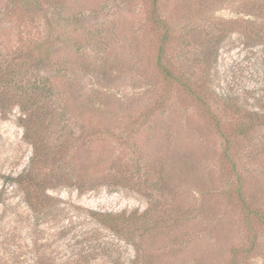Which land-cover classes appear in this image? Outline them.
<instances>
[{
	"label": "rangeland",
	"instance_id": "1",
	"mask_svg": "<svg viewBox=\"0 0 264 264\" xmlns=\"http://www.w3.org/2000/svg\"><path fill=\"white\" fill-rule=\"evenodd\" d=\"M254 1L257 16L244 14L243 0H159L157 8L170 23L194 24L198 40L214 27L226 30L215 90L264 102V0ZM147 3L0 0V59L20 46L28 77L53 86L47 120L41 115L35 125L42 148L35 169L46 173L49 204L39 212L9 180L29 166L32 146L18 123V89L1 94L0 264H230L232 257L264 264V226L227 196L221 138L188 98L173 92L164 109L139 122L162 84ZM190 59L182 57L186 73ZM254 137L241 169L246 199L262 204L264 126ZM53 149L54 165L42 169L44 151ZM147 206V222L129 238L88 213Z\"/></svg>",
	"mask_w": 264,
	"mask_h": 264
},
{
	"label": "trees",
	"instance_id": "2",
	"mask_svg": "<svg viewBox=\"0 0 264 264\" xmlns=\"http://www.w3.org/2000/svg\"><path fill=\"white\" fill-rule=\"evenodd\" d=\"M158 1L148 0L144 17L156 33L155 69L162 84L145 112L140 114L142 120L139 122L146 121L147 117L164 109L173 96V92L185 95L192 107L199 111L212 130L218 133L221 138L222 144L218 154V163L222 171L227 173L223 185L224 190L229 194L227 196L238 203L245 218L256 219L264 226V203L255 204L250 199H246L245 177L241 169L243 162H249L253 155L250 153L252 152L250 145L255 129L264 126V102L258 100L241 101L225 92L221 94L215 90L213 85L215 71L213 68L216 66L218 52L227 33L226 30L214 27L212 33L205 31L202 34V40H198L197 35L199 33L195 35L196 27L194 24L179 25L162 18L157 8ZM243 3L245 15L257 16L253 12V7L256 5L254 0H243ZM226 23L235 28L238 25V22L234 20H226ZM178 45L179 47L176 49L178 55L173 56L172 54L170 57L169 49ZM186 54L191 56L188 73L182 70V57ZM26 57L25 51L20 46H15L9 50L8 57L0 59V110L3 111V101H5L1 94L8 87H16L18 93L12 97L21 112L18 123L23 128L24 139L32 146V153L29 166L9 180L21 191L29 208L34 212H39L48 207L49 204L45 200L47 195L45 196L44 190L47 186V180L44 177L46 173L42 176L43 174H37L39 172L35 169L41 148L35 125L41 121L39 117L41 115L45 116L42 121L47 120L49 114L46 103L53 92L51 91L53 86L50 87L51 84L46 83V78H41L38 81L28 77L26 68L28 69L29 66L24 60ZM35 61L29 62L35 65L37 63ZM254 138L258 137L255 135ZM62 146L61 144V146L56 147L60 151ZM58 150L44 151V167L42 169L51 170L48 165H54L53 153ZM259 150L260 152L264 151V145ZM157 190L160 191L159 188ZM155 201L156 199L153 205ZM152 208L147 206L143 211L133 209L128 212L116 213L89 210L88 213L93 220L100 221L113 234L119 237L126 235L129 238L131 229H136V227L147 222L148 214ZM158 220L160 219H156V221ZM248 250L247 248L242 249L243 253H247ZM230 264H237L236 257H232Z\"/></svg>",
	"mask_w": 264,
	"mask_h": 264
}]
</instances>
